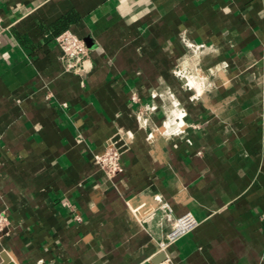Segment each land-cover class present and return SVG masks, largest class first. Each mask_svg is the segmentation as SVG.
Returning a JSON list of instances; mask_svg holds the SVG:
<instances>
[{"label": "crops", "instance_id": "obj_1", "mask_svg": "<svg viewBox=\"0 0 264 264\" xmlns=\"http://www.w3.org/2000/svg\"><path fill=\"white\" fill-rule=\"evenodd\" d=\"M0 13V264H264V0H0ZM65 29L88 47L84 73L63 68ZM177 65L210 87H184ZM154 90L185 108L182 135L148 139L163 109L147 127L136 111ZM109 140L110 177L94 161ZM159 201L199 221L163 249Z\"/></svg>", "mask_w": 264, "mask_h": 264}, {"label": "built area", "instance_id": "obj_2", "mask_svg": "<svg viewBox=\"0 0 264 264\" xmlns=\"http://www.w3.org/2000/svg\"><path fill=\"white\" fill-rule=\"evenodd\" d=\"M2 20L3 18L0 13V28L2 26ZM53 42L61 51L60 60L64 70L77 73H84L88 70V67L85 65V60L88 57V47L82 38L69 29H65L53 37ZM184 45L190 54H195L206 48L204 43H194L192 41H184ZM173 73L183 80V86L188 89L196 90V87H192L190 84V79H193L197 86L203 88L210 87L211 85L210 79L199 74L196 67L188 69L182 65H177L173 69ZM150 96L152 98L151 102L143 104L136 111L137 120L142 126H149L152 114L159 108L163 109L164 118L161 127L154 129V134L149 131L147 135L148 139L152 140L155 135L165 137L182 135L184 125L183 118L186 115V110L174 97L173 93L170 90H166L164 93L154 90L150 92ZM156 98H158L159 101H156ZM131 99L136 100L137 96L132 94ZM164 99H168L169 103L166 104ZM176 112L179 113L180 116H176ZM166 122H169L168 127L165 126ZM120 155L121 150L117 142L115 140H109L104 145L102 151L94 154V161L102 172L110 177L122 169ZM158 204L168 216L171 212L169 204L162 201H159ZM74 217L76 220H80L78 213H75ZM169 220L170 227L165 234V238L158 243L159 247L162 249L177 241L182 236L190 233L199 223L197 218L190 211L184 212L177 217H170L169 215ZM9 225L10 221L8 216L4 212H0V234L7 231Z\"/></svg>", "mask_w": 264, "mask_h": 264}, {"label": "bare ground", "instance_id": "obj_3", "mask_svg": "<svg viewBox=\"0 0 264 264\" xmlns=\"http://www.w3.org/2000/svg\"><path fill=\"white\" fill-rule=\"evenodd\" d=\"M190 84L192 85V87H194V86H193V83L191 82V79H190ZM175 115H176V116H180V114L177 113V112L175 113ZM168 123H169V122H166V123H165V126L168 127Z\"/></svg>", "mask_w": 264, "mask_h": 264}, {"label": "water", "instance_id": "obj_4", "mask_svg": "<svg viewBox=\"0 0 264 264\" xmlns=\"http://www.w3.org/2000/svg\"><path fill=\"white\" fill-rule=\"evenodd\" d=\"M3 264H15L13 261H10V260H5Z\"/></svg>", "mask_w": 264, "mask_h": 264}]
</instances>
